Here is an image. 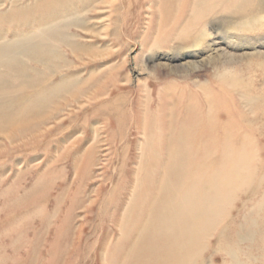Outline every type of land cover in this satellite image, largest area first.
<instances>
[{
  "label": "rangeland",
  "instance_id": "obj_1",
  "mask_svg": "<svg viewBox=\"0 0 264 264\" xmlns=\"http://www.w3.org/2000/svg\"><path fill=\"white\" fill-rule=\"evenodd\" d=\"M88 16L97 32L83 41L109 57L80 70L94 69L108 95L0 158V264H116L133 243L120 224L154 216L146 191L160 183L165 147L180 169L164 211H203L205 223L189 219L202 263L230 264L233 253L264 264V0H109ZM102 99L109 116H85Z\"/></svg>",
  "mask_w": 264,
  "mask_h": 264
},
{
  "label": "bare ground",
  "instance_id": "obj_2",
  "mask_svg": "<svg viewBox=\"0 0 264 264\" xmlns=\"http://www.w3.org/2000/svg\"><path fill=\"white\" fill-rule=\"evenodd\" d=\"M105 3L109 4V0H35L25 7L11 6L7 10L0 9V21L8 28L4 31L0 26V137L2 136L3 140L0 142V158L31 148V143L37 141L41 133L42 137L48 135L51 127L48 126L44 132L40 129L63 117V112L69 110V107H72L71 112H76L74 108H83L84 101L91 102L108 93V87L105 88L103 83L100 87L94 86L102 79L99 75H96L98 78L94 75V69L88 77H83V69L80 70L81 66L88 67V63L94 61V58L109 57L106 44L101 49L96 42H85L82 39L89 33L93 37L96 36V29L90 26L91 17L88 14ZM239 9L241 12L246 10H241V7ZM220 49V46L215 47L216 51ZM100 75L105 76L101 73ZM101 103L102 107H99L98 111L92 109L88 114L84 112L87 114L84 115L89 118L98 113L109 116V100ZM71 114L70 117L73 116ZM93 133H96V138L97 130ZM140 148L145 149L146 146L140 145ZM165 151L168 154V160L163 164L165 170L156 175L160 183L155 186V192L149 194L146 191L149 196L146 202L147 210L154 216H148L141 222L120 224L121 237L129 232L128 234L133 236L130 237L133 243L126 249L128 252L123 251L126 252L125 256L116 264H205L202 263L205 260L202 259L201 251L204 238L192 239L190 235L195 227L189 221L196 218L200 224L205 223L202 220L203 211L198 215L197 211L192 209H176L169 214L164 211L166 206L173 207V201L168 194L174 192L175 182L173 183L172 175L180 169L177 166L170 169L168 165L175 163L177 152L168 147H165ZM146 182L147 179L145 181L142 178L138 182V188L140 183ZM135 195L141 198L145 194L141 189ZM180 220L181 224H178ZM195 222L194 219L193 223ZM230 255L233 259L230 264H241L235 261L233 253ZM110 258V264H114Z\"/></svg>",
  "mask_w": 264,
  "mask_h": 264
}]
</instances>
